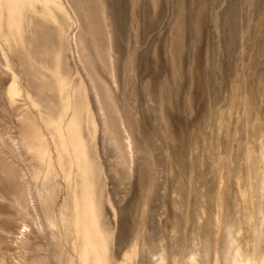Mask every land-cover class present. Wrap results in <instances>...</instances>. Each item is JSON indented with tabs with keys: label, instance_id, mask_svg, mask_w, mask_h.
Returning <instances> with one entry per match:
<instances>
[{
	"label": "rangeland",
	"instance_id": "1",
	"mask_svg": "<svg viewBox=\"0 0 264 264\" xmlns=\"http://www.w3.org/2000/svg\"><path fill=\"white\" fill-rule=\"evenodd\" d=\"M0 264H264V0H0Z\"/></svg>",
	"mask_w": 264,
	"mask_h": 264
},
{
	"label": "bare ground",
	"instance_id": "2",
	"mask_svg": "<svg viewBox=\"0 0 264 264\" xmlns=\"http://www.w3.org/2000/svg\"><path fill=\"white\" fill-rule=\"evenodd\" d=\"M87 205V204H86ZM89 206V205H88ZM87 206V207H88ZM82 210V209H81ZM94 211V210H93ZM81 214L80 213H78V217H77V221H76V226H77V230H78V232H79V236H80V238L82 237V223H81ZM82 239V238H81ZM96 242V241H95Z\"/></svg>",
	"mask_w": 264,
	"mask_h": 264
}]
</instances>
